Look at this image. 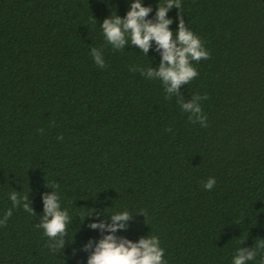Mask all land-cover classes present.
<instances>
[{
  "label": "trees",
  "instance_id": "16d2710c",
  "mask_svg": "<svg viewBox=\"0 0 264 264\" xmlns=\"http://www.w3.org/2000/svg\"><path fill=\"white\" fill-rule=\"evenodd\" d=\"M133 2L0 0V220L13 212L0 264H87L84 246L107 234L89 224L121 211L133 218L116 235L158 236L167 264H233L264 242V0H181L168 12L174 33L182 14L210 52L181 86L186 101L208 96L207 127L160 80L130 71L159 66L155 43L146 55L130 39L117 51L106 42L100 24ZM164 2L142 0L149 19ZM52 184L70 217L58 251L37 227ZM13 191L36 214L13 208ZM256 250L248 264L264 262Z\"/></svg>",
  "mask_w": 264,
  "mask_h": 264
},
{
  "label": "clouds",
  "instance_id": "9594fccd",
  "mask_svg": "<svg viewBox=\"0 0 264 264\" xmlns=\"http://www.w3.org/2000/svg\"><path fill=\"white\" fill-rule=\"evenodd\" d=\"M173 7L180 10L181 0H165L163 4L158 5L155 17L149 19L153 9L144 6L142 0H134L125 17L112 14L105 18L100 26L106 42L114 51L125 49L130 39V45L138 47L141 52L148 55L155 43L156 51L162 57L159 66L147 69L131 67L130 71H139L147 79L160 80L167 94L166 99L176 97L181 109L190 114L189 120L193 124L199 123L207 127L208 118L200 102L208 99V96L195 94L190 101H186L181 94V86L190 83L199 75L192 62L210 59V52L205 48L201 38L188 28L182 14L179 16L178 31L174 33L171 30L173 20L168 18V12ZM95 20L93 17V23ZM90 54L99 68L107 67L100 49L93 47ZM39 131L43 132V129ZM166 131H171V128ZM57 139L62 140L63 136H58ZM215 184L216 179L210 177L203 187L211 191ZM48 187L55 191L43 194L44 213L37 227L43 229L44 235L48 237L50 243L47 246L53 251H58L65 248L64 238L67 235L70 217L67 209L61 208L60 196L56 191L59 185L52 184ZM10 199L13 208L22 205L24 211L36 214L28 195L20 196L18 191H13L10 193ZM12 214V209H8L4 218L0 220V226H6ZM93 214L94 212H91L84 219ZM138 215H143L147 219L143 211ZM110 218L111 223L100 221L89 224L91 229H99L102 234H107L102 235L98 242L90 240L84 246V250L90 252L87 264H167L164 259L165 249L161 247L158 236L141 237L138 242H133L116 235L119 230H127L128 222L133 215L128 211H121L110 215ZM256 248L264 249V242L251 249L240 247L233 258V264H248V261L254 260L258 254Z\"/></svg>",
  "mask_w": 264,
  "mask_h": 264
}]
</instances>
